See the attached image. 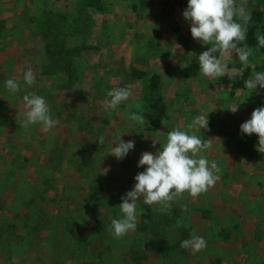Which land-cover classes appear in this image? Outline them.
<instances>
[{
  "label": "rangeland",
  "instance_id": "obj_1",
  "mask_svg": "<svg viewBox=\"0 0 264 264\" xmlns=\"http://www.w3.org/2000/svg\"><path fill=\"white\" fill-rule=\"evenodd\" d=\"M186 7L187 0H0V264H264V153L257 134L239 128L264 106V89L249 94L244 84L264 72L256 39L264 35V0L245 2L248 64L217 52L227 65L218 79L200 72L208 46L192 38ZM28 68L31 86L22 81ZM9 78L21 80L15 94L5 88ZM114 87L132 94L109 115L101 104ZM28 93L45 97L57 121L51 131L18 125ZM141 109L143 125L129 119ZM207 112L208 127L191 133L211 142L203 154L220 167L215 184L195 198L185 192L165 212L141 198L137 230L114 238L107 229L144 170L141 153H155L169 131H187ZM120 132L135 147L118 160L106 153ZM101 135L104 144L95 141ZM193 234L207 245L195 254L180 247Z\"/></svg>",
  "mask_w": 264,
  "mask_h": 264
},
{
  "label": "clouds",
  "instance_id": "obj_2",
  "mask_svg": "<svg viewBox=\"0 0 264 264\" xmlns=\"http://www.w3.org/2000/svg\"><path fill=\"white\" fill-rule=\"evenodd\" d=\"M245 2L246 0H240L237 5V0H187V7L182 15L190 24V34L194 40L208 46L198 55L200 72L205 77L218 79L227 75V65L217 58V52L235 55L242 64H248L253 49L244 43L249 18L244 13ZM235 17H240L243 22H237ZM256 39L258 47H264V35L258 34ZM35 79L31 68L22 71L23 84L31 86ZM244 84L249 94L257 91V86L264 89V72L254 71ZM21 87L20 79L9 78L5 81V88L11 94L18 92ZM131 94L128 87H114L107 93L110 99L103 101L101 108L110 115L118 105L129 100ZM23 101L24 111L15 117L20 127L29 129L32 125L39 124L47 133L56 126L57 121L52 118L45 97L28 93L23 96ZM237 105L231 109L232 112L238 110ZM142 111L132 112L129 119L140 125L145 124ZM208 112L196 116L187 126V131H169L166 142L159 145V150L155 153H141L137 167L144 166V170L135 175L134 186L121 197L119 209L122 215L111 219L107 229L114 238H122L129 231L137 230V203L141 198L145 205H159V210L165 212L171 209V202L182 198L185 192L195 198L215 184L220 167L216 161L210 162L203 154L204 150L211 147V142L191 133L193 128L201 130L208 127ZM239 128L243 134H257V150L264 153V106L253 109L250 118L242 122ZM123 133L117 134L116 142L106 153L118 160L126 157L135 147L134 140L121 139ZM95 141L104 144L105 137L101 135ZM183 210L187 211V205L183 206ZM206 246L205 239L195 234L180 243L182 249H190L192 254Z\"/></svg>",
  "mask_w": 264,
  "mask_h": 264
}]
</instances>
